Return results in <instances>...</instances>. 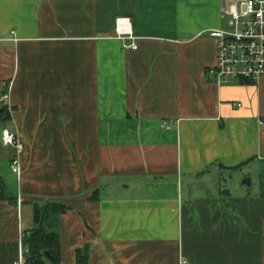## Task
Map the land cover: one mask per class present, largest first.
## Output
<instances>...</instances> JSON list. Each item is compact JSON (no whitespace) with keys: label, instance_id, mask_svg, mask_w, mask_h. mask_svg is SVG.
<instances>
[{"label":"crops","instance_id":"0c3cea01","mask_svg":"<svg viewBox=\"0 0 264 264\" xmlns=\"http://www.w3.org/2000/svg\"><path fill=\"white\" fill-rule=\"evenodd\" d=\"M225 1L0 0V264L57 203L59 264H264V78H205Z\"/></svg>","mask_w":264,"mask_h":264},{"label":"built area","instance_id":"2783aa9c","mask_svg":"<svg viewBox=\"0 0 264 264\" xmlns=\"http://www.w3.org/2000/svg\"><path fill=\"white\" fill-rule=\"evenodd\" d=\"M222 18H228L226 26L211 29L206 34L216 41L215 63L205 74L209 82L219 85L232 80L256 82L264 78V0H226L222 7ZM127 19L115 21V34L119 40H132L127 29ZM13 34V33H12ZM17 42L16 39H11ZM6 41V40H0ZM135 50L134 43L124 46ZM239 108L240 105H232ZM0 107L4 114L11 113L8 91L0 96ZM264 124V120L262 121ZM3 145L13 148L10 172L21 178L20 154L24 144L18 133L4 129ZM26 250L19 243L18 257L14 264L26 263Z\"/></svg>","mask_w":264,"mask_h":264},{"label":"trees","instance_id":"16d2710c","mask_svg":"<svg viewBox=\"0 0 264 264\" xmlns=\"http://www.w3.org/2000/svg\"><path fill=\"white\" fill-rule=\"evenodd\" d=\"M90 199L95 200V195L93 194ZM42 210L43 212H40L38 208H36L34 213L38 227L27 234L25 233L24 238L22 239V244L26 248L25 264H45L46 260H49L52 264H59L58 258L60 245L58 235L46 231L41 225L44 215H57L58 213L64 212L65 207L57 203L54 205H47ZM46 253H48V256H46ZM87 253L88 250L86 248L77 249L75 253L76 264H87Z\"/></svg>","mask_w":264,"mask_h":264},{"label":"rangeland","instance_id":"374dc122","mask_svg":"<svg viewBox=\"0 0 264 264\" xmlns=\"http://www.w3.org/2000/svg\"><path fill=\"white\" fill-rule=\"evenodd\" d=\"M227 19H228V18H225V19H224L225 26H226V24H227V23H226V22H227ZM225 26H224V27H225ZM228 84H231V82H230V83L228 82ZM228 84H227V85H228ZM227 85H226V86H227ZM239 177H240V179H239V182H240V183H239L238 186H240L241 189H239L238 187H237V188H238L239 190H243V189L245 188V186H243V181H244V179H247V177H244V178H242V179H241V176H239Z\"/></svg>","mask_w":264,"mask_h":264},{"label":"water","instance_id":"95a60500","mask_svg":"<svg viewBox=\"0 0 264 264\" xmlns=\"http://www.w3.org/2000/svg\"><path fill=\"white\" fill-rule=\"evenodd\" d=\"M0 112H1V110H0ZM249 179L247 178V179H244V181H243V185H247V186H249ZM46 256H48V253H46Z\"/></svg>","mask_w":264,"mask_h":264}]
</instances>
